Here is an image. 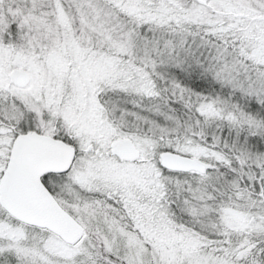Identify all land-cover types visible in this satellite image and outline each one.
<instances>
[{
  "label": "snow or ice",
  "instance_id": "1",
  "mask_svg": "<svg viewBox=\"0 0 264 264\" xmlns=\"http://www.w3.org/2000/svg\"><path fill=\"white\" fill-rule=\"evenodd\" d=\"M0 264H264V0H0Z\"/></svg>",
  "mask_w": 264,
  "mask_h": 264
}]
</instances>
